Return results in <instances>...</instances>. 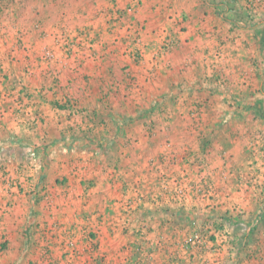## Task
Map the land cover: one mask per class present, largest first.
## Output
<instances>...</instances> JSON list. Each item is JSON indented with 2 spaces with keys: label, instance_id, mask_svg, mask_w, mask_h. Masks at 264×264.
Returning a JSON list of instances; mask_svg holds the SVG:
<instances>
[{
  "label": "crops",
  "instance_id": "crops-1",
  "mask_svg": "<svg viewBox=\"0 0 264 264\" xmlns=\"http://www.w3.org/2000/svg\"><path fill=\"white\" fill-rule=\"evenodd\" d=\"M252 2L127 0L124 5L120 1L121 7L137 5L140 28L146 22L142 33L84 35L82 38L57 35L49 41L39 39L38 48L27 63L25 80L16 84L15 92L20 99H0V165L8 168L10 160H19L15 157L16 152L26 155L36 146L39 154L60 152L59 162H51L58 166L59 175L66 171L68 175V170L71 172L78 166L88 173L91 183L82 182L81 186H76L78 191L82 188L80 200L84 202L79 214L98 211L99 233L106 234L108 242L101 241L93 252L88 241L85 245H76L74 240L78 250H65L66 264H115L113 261L119 258L124 262L153 264L155 251L161 252L163 263L174 264L179 260L173 262L169 258L170 250L180 254L189 248L188 258L182 253L186 264H203L206 257L210 258L211 264H237L234 258L229 259L228 242L222 246L221 253L215 254L217 245L223 242L218 241L217 235L216 240L206 242L203 248L184 246L180 242L187 238L185 235L181 239L186 230H194L190 220L200 211L198 200L212 194L213 189H210L217 184L213 177L223 172L231 160L233 162V158L229 159L231 155L241 153L247 158L251 148L248 146L246 152H240L231 147L229 144L235 135L229 133L224 139L225 145H215V150L207 149L209 154L204 156H211L214 163L205 168L197 167V162H191L203 151L198 150L201 146L185 145L195 130L189 127L191 122L187 116L173 114L169 108L183 111L201 103L206 109L214 110L215 113L209 116L213 125L203 128V137L212 131L216 134L221 128L219 124L228 125L233 120L240 122L251 110L258 112L254 115L264 114V89H260L252 77L264 71L250 63L264 59V8H253ZM86 3L87 16L83 15L86 21L79 20L82 23L75 22L77 25L88 26L92 23L91 12L98 14L97 10L102 9L97 7L95 10L91 0ZM174 22L186 30L179 27L172 32L167 30ZM123 30L119 28L118 32ZM157 32H164L167 42H161V48L154 45L152 36ZM170 33H174L173 37L166 39ZM45 43L49 44L50 50L46 49ZM214 52L219 55L218 61L213 58ZM214 61L219 63L217 69L222 72L209 74L210 64ZM8 72L19 78L18 73ZM219 75V78L228 79L231 88L234 81L242 84L245 78L251 79L256 86L253 90L255 102L251 97L227 100L232 89L219 88ZM244 83L236 90L247 93L248 82ZM26 93H30V99L25 97ZM158 107L167 108V113H151ZM147 122L153 123L152 127L147 126ZM159 123L165 125L166 131H159ZM173 133L180 146L168 148L154 140L158 134L168 137ZM72 154H75L74 159L64 157ZM224 155L225 159H222ZM79 168L77 170L81 172ZM201 169L204 175H208V170L213 175L212 180L204 176L206 179L202 182L209 186V191L203 189L204 186L197 190V170ZM135 172L140 176L134 178ZM172 173L174 177L168 179ZM185 175L187 180L195 182L191 187H196L195 193L200 191L201 195L192 198L188 193L177 194L176 186ZM2 182L0 264H26L29 261L25 258L26 252L30 250L25 238L26 217L18 207L11 213L5 211L7 202L19 204L20 196L8 191V184L2 185ZM226 183L227 188L233 186ZM228 200L224 198L222 202ZM187 205L196 208L188 211ZM125 220L130 222L129 228L139 243L118 242ZM89 232L96 234L97 230ZM196 254L201 257V262ZM55 255L61 263L65 262L61 253L56 251ZM51 262L54 263L55 258Z\"/></svg>",
  "mask_w": 264,
  "mask_h": 264
},
{
  "label": "rangeland",
  "instance_id": "rangeland-1",
  "mask_svg": "<svg viewBox=\"0 0 264 264\" xmlns=\"http://www.w3.org/2000/svg\"><path fill=\"white\" fill-rule=\"evenodd\" d=\"M120 1H123L125 5L127 0H91V5L95 10L97 7H101L102 9L97 10L98 14L91 12L93 16L91 19L92 23L87 26L86 24L77 25V23H75L78 22V24H81L82 22L79 20L82 19L86 21V0H0V99L3 101L20 99L17 95V91L15 92V89H17L16 84L22 82L23 79L25 80L24 73H26L29 68L27 63L32 54L37 50L40 43L39 39L49 41L50 38L57 35L82 38L84 35L89 36L111 33L129 35L133 34V32L135 34L142 33L146 22L144 21L142 24L143 27L140 28L141 21L138 20L139 10H136L137 5L134 7H121ZM252 3L254 4L253 8H264V0H253ZM58 18H60L61 21L58 22ZM175 23L176 22L171 23L172 25L168 26L166 29L171 32L174 28L178 29L177 27L182 31L186 30V27L183 28L178 26V23ZM119 28H124V30L118 32ZM162 33L157 32L152 36L154 45L160 48L162 45L161 42L167 44ZM165 33H167V31ZM173 34L174 33H170L169 36L167 35L166 39H168V37L172 38ZM45 44L47 47L46 49L50 50L48 48L49 44ZM221 45L222 44H220L219 47H222ZM214 54V60L218 61V59H216L219 58L218 53L214 52ZM250 63L260 67L261 72L264 71V59L260 61L255 60V62L251 61ZM218 64L214 61L210 64L209 72H205L209 74H218L222 72L217 69V66H219ZM8 70L12 73H18L19 78L12 77ZM21 72L23 75H20ZM219 77L220 75L217 78V81H219L217 82L219 88L222 86L226 90L232 89V93L227 94L229 95V99H227L229 101H234L238 97L240 99L251 97L254 99L252 102H255L256 95L253 94V90H256L255 84L257 83L260 89H264V72H262L261 75L255 73V76H252L254 77L255 84H253L251 79L245 78L242 84H238L234 81L233 83H237V85L235 86V84H233L234 87L232 88L228 86L227 83L230 82L227 78ZM131 81L134 82L132 79ZM244 82H248L247 93L236 90L237 86L245 85ZM248 90L250 91L248 92ZM29 95L30 93H26L25 97L30 99ZM200 100L203 101L201 98ZM166 110L167 108L165 107H158L153 108L151 113L163 115L167 113ZM169 110L173 114L180 113L187 116L191 122L189 127L197 132V135L195 132L191 133V138L188 139L185 144L190 147L195 145L197 147L201 146L198 150L203 151L191 162V164L197 162V167L203 166L202 168H205L214 163L211 156H209V158L212 160L209 161L207 160L209 159L208 156L204 155L209 154L207 149L213 148V150H215L218 145L219 147L222 143L225 145L224 139L229 133L230 136L235 135V138L231 139L232 143L229 144L231 147L234 146L240 152H246L248 146L251 148L249 149L251 154H248L247 158L246 155L241 153H239L240 155H231L229 159L233 158V162H231L232 160L230 159L231 161L228 167H225L223 172L213 177L214 182L217 180V184H212L213 187L210 189V191L213 189L211 191L212 194L208 195L207 199L198 200L201 204L197 202V209L199 208L200 211H197V214L190 220L192 228L195 227L194 230H186L181 239L185 235L189 236V234H194L190 236L193 237L200 234L206 243L213 241V239L216 240L215 236L217 235L218 241L223 242L217 245L216 255L221 253L223 250L222 246L225 247L226 241L229 243L226 246L230 248L229 250L227 249L231 254L229 259L234 258V263L264 264V114H255V116L254 113L258 112H253L251 110L249 114H244V119H241L240 122L233 120L231 124L226 125L227 123H225L227 130L224 128L225 125L219 124L221 128L216 131V134H212V131V133H206L207 136L204 135L203 137L201 133L203 128H211L213 125V123H210L209 116H211L213 112L215 113L214 110L206 109L201 103L191 106L188 110L182 111L174 108H169ZM149 118L150 117H148V119ZM150 123L151 122H147V126L152 127L153 123L152 125ZM164 126L163 123H159L160 132L165 130ZM233 131L237 133H233ZM173 134L172 136L167 134L168 137H161L158 134L154 140L168 148L176 147L178 145V139L175 133ZM215 145L217 146L213 147ZM32 148L33 150L28 151L26 155L19 151L16 152L17 155H15V157L19 158V160H10L9 169L4 164L0 165V181H3L2 185L8 184V186H6L8 191L20 196V198H18L20 200L19 204L16 202L13 204L7 202L5 211H10L11 213L18 207V209H21L22 215L26 217L27 235L25 238L26 244L27 246L29 245L30 249L26 252L25 258L29 259L26 264H66V251L69 249V251H71V248H75L77 244L85 245L87 241L92 251H96L101 241L108 242L107 237L105 236L106 234H102V232L99 233L101 230L99 221L101 222V220L97 216L98 211L85 215H83V213L79 214V211H81L80 208L83 209L84 207H82L84 202L80 200L82 197V188L79 187L80 192L76 188V186H81L82 182L86 185L87 183H91L92 180L88 179L90 178L88 173L82 172L83 168H79L78 166L77 168H79L81 172L76 168L75 170L71 169V172L68 170V175L67 171L64 173L65 175L62 173L59 175L60 172L57 171L58 166L56 167V165H53L51 162H59L57 160L62 158L60 152L55 150L51 155H46L39 154L36 146ZM8 154H10V152H8ZM64 157H66L67 160H70L71 157L74 159L75 154ZM147 157L152 158L154 156L151 157V155H147ZM221 158L225 159V155ZM15 164L17 165L15 166ZM224 172L227 173L225 174ZM204 173L202 169L200 171L197 170V183L190 179V181L187 180L188 176H183V180L180 181L181 183L179 182L176 186L177 194L182 195L183 193H188L192 198L201 195L200 191H198L197 195L195 193L196 187L191 186H194L193 183H195L197 184V190H200L202 186H204L202 183L203 180L206 179L204 176H208V178L212 180L213 175L211 176L209 170L206 172L208 175H204ZM136 175L140 176L139 173L135 172L133 177L135 178ZM173 177L174 173L167 178L172 179ZM227 181L228 183L230 182V184L232 183L233 186H228L227 188ZM69 187L71 188L70 191L67 190ZM11 188L13 191L10 190ZM203 189L209 191V186L205 185ZM69 194L72 196L69 197ZM224 198L229 200L224 203L222 202ZM226 204L229 205L223 208ZM78 206L79 208L77 209ZM185 207L188 211H191L192 208L195 210L196 208L190 205ZM129 224L130 222L126 220L122 223V229L119 231L120 235L117 237V240L119 239L118 242L125 244H133V241L138 242L134 233L131 232ZM89 230H97L98 234L90 233ZM188 236L183 243L182 241L180 243L184 246L192 247V244H186L189 238ZM74 240L76 241V245ZM139 241H141V239ZM193 247L197 248V246ZM190 249L191 248H189L186 253L180 252V254H177L175 250L174 252L170 250L169 258L172 259L173 262L179 260L174 264H186L182 257L184 254L185 258H188L189 251H191ZM123 250L125 251V248ZM56 251L57 254H62L61 256L63 260L65 259V262H60L58 256L55 255ZM154 255L153 264H165L161 258V252L157 254V251H155ZM197 256L200 258H197V260L201 262V257L199 255ZM53 258H55L54 263L51 262ZM206 258H204L202 263L211 264L212 261L210 258ZM123 260L124 259L119 258V260L113 262L115 264H136L127 261L124 262ZM218 260L220 261V259ZM110 263L112 264V262Z\"/></svg>",
  "mask_w": 264,
  "mask_h": 264
},
{
  "label": "built area",
  "instance_id": "built-area-1",
  "mask_svg": "<svg viewBox=\"0 0 264 264\" xmlns=\"http://www.w3.org/2000/svg\"><path fill=\"white\" fill-rule=\"evenodd\" d=\"M186 244H192V246L202 247V246H204L205 242H204L202 236L199 234V235H195L193 237H189L186 241Z\"/></svg>",
  "mask_w": 264,
  "mask_h": 264
}]
</instances>
